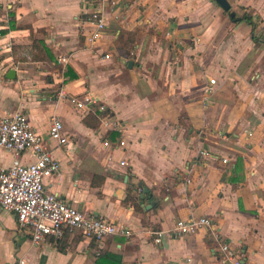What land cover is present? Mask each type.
<instances>
[{
    "label": "crops",
    "instance_id": "obj_1",
    "mask_svg": "<svg viewBox=\"0 0 264 264\" xmlns=\"http://www.w3.org/2000/svg\"><path fill=\"white\" fill-rule=\"evenodd\" d=\"M112 1L89 48L83 0H0V116L23 113L60 162L46 191L132 234L34 244L0 207V264H215L222 242L241 264H264V0H228L255 28L215 0ZM32 41L53 58L14 62L12 45ZM86 93L122 131L100 113L97 129L83 123L96 105L79 111L70 98ZM52 116L69 146L48 141ZM12 160L0 147V167ZM202 216L214 226L172 234L177 219ZM150 230L165 232L160 243Z\"/></svg>",
    "mask_w": 264,
    "mask_h": 264
},
{
    "label": "built area",
    "instance_id": "obj_2",
    "mask_svg": "<svg viewBox=\"0 0 264 264\" xmlns=\"http://www.w3.org/2000/svg\"><path fill=\"white\" fill-rule=\"evenodd\" d=\"M114 4L112 0H83L86 12L84 23L89 26L85 34L87 47L93 48L101 39L106 28V14ZM118 16L119 14L115 15L116 18ZM67 61L68 58L65 56L59 59L62 65ZM209 83L214 84L215 80L210 79ZM59 96L64 95L60 92ZM70 99L75 109L84 112L89 111L92 105L98 104L101 124L106 130L122 131V123L110 115L94 95L86 93ZM47 136L48 141L52 140L56 145H70L63 131L62 122L57 116H52ZM124 144V140L119 142L121 146ZM0 147L13 155L9 167H0V207L16 214L18 227L29 233L34 244L47 237L59 240L66 233L71 232H79L83 238L95 242L104 241L115 234L126 237L132 234L128 227L118 226L107 219L85 214L68 204L58 193L46 191L45 180L60 173V162L52 155L48 144L44 143L41 135L31 127L23 113L0 116ZM27 150L35 154V160L23 164L20 158ZM120 164L127 163L121 160ZM213 226L212 220L207 216L180 218L175 221L171 231L174 236L180 237L195 233L200 228ZM149 232L153 242L157 244L161 242L165 233L163 230ZM220 249L222 257L215 264L226 261L241 264L230 251L228 243L222 242ZM17 264H26V261L20 258Z\"/></svg>",
    "mask_w": 264,
    "mask_h": 264
},
{
    "label": "trees",
    "instance_id": "obj_3",
    "mask_svg": "<svg viewBox=\"0 0 264 264\" xmlns=\"http://www.w3.org/2000/svg\"><path fill=\"white\" fill-rule=\"evenodd\" d=\"M229 13V12H228ZM231 20L233 22H238L240 20H245L247 23L251 24L252 28H255L256 21L253 17L248 14H244L242 17H237L234 15ZM12 55L14 62L16 61H41L44 59H52L53 56L49 49L46 48L43 41H32L31 44H13L12 45ZM95 107V113H89L83 118V123L93 129H97L99 125V120L97 117L98 104ZM132 200L131 197L128 198ZM67 234V233H66Z\"/></svg>",
    "mask_w": 264,
    "mask_h": 264
},
{
    "label": "water",
    "instance_id": "obj_4",
    "mask_svg": "<svg viewBox=\"0 0 264 264\" xmlns=\"http://www.w3.org/2000/svg\"><path fill=\"white\" fill-rule=\"evenodd\" d=\"M215 2L225 11H229V14L231 17L234 16V13L232 11H230V8H231V5L229 3L228 0H215ZM130 64V63H129ZM8 78H14L15 77V73L13 70H9L7 75H6ZM147 192V189L146 188H143V193H146ZM143 195V194H142ZM141 195V196H142Z\"/></svg>",
    "mask_w": 264,
    "mask_h": 264
}]
</instances>
